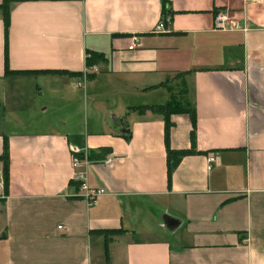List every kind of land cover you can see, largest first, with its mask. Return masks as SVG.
Returning a JSON list of instances; mask_svg holds the SVG:
<instances>
[{
  "label": "crops",
  "instance_id": "crops-1",
  "mask_svg": "<svg viewBox=\"0 0 264 264\" xmlns=\"http://www.w3.org/2000/svg\"><path fill=\"white\" fill-rule=\"evenodd\" d=\"M169 9L14 2L9 67L27 74H6L0 9V264H264V0H170ZM217 10L245 30H215ZM133 34L141 40L130 49ZM87 51L104 59L88 67ZM175 72L191 73L197 127L193 144L190 115H173L170 146L197 152L169 183L165 117L138 108L165 104ZM71 146L86 160L78 168ZM77 172L103 190L95 202Z\"/></svg>",
  "mask_w": 264,
  "mask_h": 264
},
{
  "label": "trees",
  "instance_id": "trees-1",
  "mask_svg": "<svg viewBox=\"0 0 264 264\" xmlns=\"http://www.w3.org/2000/svg\"><path fill=\"white\" fill-rule=\"evenodd\" d=\"M25 0H3L0 4V9L3 12V18L5 21L6 26V56H5V71L6 74H27L33 72V70H11L9 67V58H8V44H7V37H8V29H9V19L11 13V6L14 2H20ZM163 3V14H166L167 11L171 12L169 9L170 0H162ZM219 11V10H217ZM216 11V12H217ZM215 12V13H216ZM104 56L102 54L87 51V58H86V65L88 67L94 66L99 61H102ZM35 72V71H34ZM72 74H76L72 73ZM190 72H175L173 74H169L166 81L164 82L163 86H165L169 92V100L165 104L161 105H152V106H141L139 107L140 112H145L147 110H152L157 113H161L165 117V143H166V150H167V164H168V176H169V183H171V176L172 172L180 163L181 159L189 154L196 153V149L193 146L191 149H179L175 150L172 149L170 146V132L171 128L173 127L174 123L172 121V116L175 114H189L192 120L193 130H192V141L194 144L195 140V132L197 127V115L195 106L189 98V85H188V76ZM92 77V74H89ZM109 149H101V153H96L94 150H89L88 158L89 159H102L103 154L108 152ZM8 156H9V145L8 141L5 140L4 142V152L1 156L4 160V177H5V195L8 193ZM110 231L111 233H120L123 230H106L102 231L107 233ZM108 240L106 241V256L108 257Z\"/></svg>",
  "mask_w": 264,
  "mask_h": 264
},
{
  "label": "built area",
  "instance_id": "built-area-1",
  "mask_svg": "<svg viewBox=\"0 0 264 264\" xmlns=\"http://www.w3.org/2000/svg\"><path fill=\"white\" fill-rule=\"evenodd\" d=\"M165 21L161 20L157 26L154 28V32H161L165 30ZM213 28L215 30H221V31H233V30H245V27H242V25L240 24V22L235 18V16H233L229 11L227 10H219L215 13V17H214V24H213ZM131 45H130V49H135L139 46L141 37L138 34H133L131 36ZM71 150L74 154L73 157V166L74 168H78V166H80L82 163H84L86 160H83V158H81L79 155L81 154V150L78 147L75 146H71ZM216 158L214 155H211L209 157V161L211 163L215 162ZM75 179L82 181L83 180V184L82 187L84 189H86L88 191V195H89V202L93 203L96 200V197L98 196V194L103 193L102 189H91L87 186V184L85 183V179H84V174L82 172H77L75 173ZM2 182H0L1 184Z\"/></svg>",
  "mask_w": 264,
  "mask_h": 264
}]
</instances>
